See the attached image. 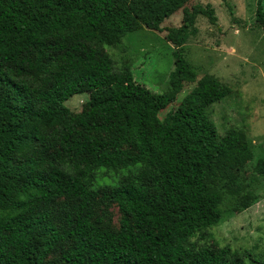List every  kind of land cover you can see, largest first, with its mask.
<instances>
[{"label": "trees", "instance_id": "obj_1", "mask_svg": "<svg viewBox=\"0 0 264 264\" xmlns=\"http://www.w3.org/2000/svg\"><path fill=\"white\" fill-rule=\"evenodd\" d=\"M192 0H0V264H240L206 231L256 201L241 171L251 160L246 136H220L208 109L231 89L205 75L163 121L159 112L183 89L184 45L210 7ZM174 47L169 89L155 94L102 53L129 33L161 25ZM255 24L264 32V0ZM87 95L88 113L50 127L42 113ZM100 179L112 185L96 186ZM264 177V160L255 165ZM122 218L116 232L93 220L100 190ZM60 199L73 201L57 212ZM68 245V247H66Z\"/></svg>", "mask_w": 264, "mask_h": 264}, {"label": "rangeland", "instance_id": "obj_2", "mask_svg": "<svg viewBox=\"0 0 264 264\" xmlns=\"http://www.w3.org/2000/svg\"><path fill=\"white\" fill-rule=\"evenodd\" d=\"M257 0H192L185 7L194 5L214 10L216 23L211 24L203 15L195 20L196 32L184 45L183 58L189 66L183 89L176 101L159 112L163 121L170 111L177 109L181 100L205 75H212L231 89V95L208 109V118L220 136L228 130L242 132L250 143L251 160L241 171L243 181L251 184L257 201L248 209L231 212L235 201L224 195L220 205L222 220L206 231L207 244L228 246L242 259L240 264H264V177L257 176L255 165L264 160V32L255 24ZM182 25V10L177 11L161 25L162 31L145 28L127 34L114 46H104L117 69L128 66L133 80L155 94L169 89V75L174 69V47L165 39L168 28ZM87 95H76L59 105H51L42 113V122L59 127L74 122L77 116L88 113ZM98 170L96 186L111 180L100 179ZM100 190L93 220L113 232L119 229L122 215L116 204L106 201ZM73 201L60 199L54 206L57 212L70 207ZM68 247V245L66 246ZM46 261L63 264L58 255H50Z\"/></svg>", "mask_w": 264, "mask_h": 264}]
</instances>
